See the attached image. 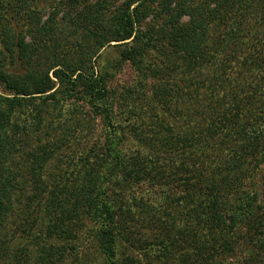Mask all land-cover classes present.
I'll list each match as a JSON object with an SVG mask.
<instances>
[{"label":"trees","instance_id":"trees-1","mask_svg":"<svg viewBox=\"0 0 264 264\" xmlns=\"http://www.w3.org/2000/svg\"><path fill=\"white\" fill-rule=\"evenodd\" d=\"M66 1L0 0V264H264V0Z\"/></svg>","mask_w":264,"mask_h":264},{"label":"rangeland","instance_id":"rangeland-1","mask_svg":"<svg viewBox=\"0 0 264 264\" xmlns=\"http://www.w3.org/2000/svg\"><path fill=\"white\" fill-rule=\"evenodd\" d=\"M56 1H64L65 2L66 0H56ZM92 1H97V0H92ZM109 1H110L109 5H112V4L114 5V4H119L123 0H109ZM32 5H33V7L35 6V4H32ZM59 10L60 11L57 14V16H58L59 20H62V18L64 16H66L65 13L67 12L68 7H67V5L62 4V6H61V8H59ZM49 13H50V11H47V13H46L47 17L49 15ZM72 30L75 32L74 29H72ZM26 39L28 42H30L31 41L30 35L27 36ZM74 46H76V41H71L70 39L68 40L65 37L64 40L62 41V43L57 47V48H59L57 53L59 55L63 56L69 50L74 49L75 48ZM118 60H119L118 51H114V49H112V48H107L106 50L103 51L102 56L97 58L96 64H97V68H100L103 66L109 67V70H111L110 73L113 74L111 85L113 87L117 88L119 91L123 90L122 92L124 93V92H126L125 91L126 87L135 86L136 82L138 81V78H137L136 71L134 70L133 66L130 63L124 64L122 66V68H120V69H117V67L112 68L113 66H111V63L116 64V62H118ZM6 62L7 63L5 65V68L9 72L22 73L25 71L24 62L21 59H15L14 61L8 60ZM154 81H155L154 79L150 78V79H148L147 83H148V85H151L154 83ZM4 92L5 91H4L3 87L0 86V93H4ZM146 104H147V108H148L149 112L152 115H154L153 121L157 122L156 124H158V125L160 122H164L163 117H161L160 115H157L159 113H156L157 111L155 109H151V106H150L151 104L150 103H149L150 105H148V103H146ZM77 106H81L85 110V111L81 112L84 115V118H83V116H77V118L74 121V124L76 123V125H77L80 118H83V119L86 118V121L83 124L81 123L80 126H77L78 129L75 133V136L79 137L80 142H76L73 145L76 148L72 149V150H75V151L80 150L81 151L82 147H85V145L95 146V145H97V142L98 143L102 142L104 140L106 132L104 131L105 130V123H103L101 121L99 116L93 117V115L90 112L91 108L89 105L86 104V102L78 101ZM139 106H142V104ZM30 108H33V107H30ZM140 108H143V107H140ZM171 113H172L171 111H168L169 116H171ZM120 116L124 117L123 115H120ZM125 119H126V117H125ZM121 121H122V118H121ZM147 121L151 122L152 120L147 119ZM123 123L125 124V122H123ZM142 123H144V122H142ZM86 126H88L87 130L84 129V127H86ZM144 129L147 131L148 127L144 128ZM149 130H151V129H149ZM81 142H82V145H81ZM67 155H68V153H65V155L63 157L64 159H66V162L62 163L65 168H67L69 161H70V159L67 157ZM70 164H71V161H70ZM261 165L263 166L264 163ZM258 174H260L258 176L259 179L264 177V167L262 168L260 173L258 170ZM87 246H88V250L85 253L80 254V256H79L80 261L83 264H104L103 259L100 255L97 247L92 243V241H90L89 244H87ZM61 264H76V261L73 260L72 258H70V259H68L67 262H64Z\"/></svg>","mask_w":264,"mask_h":264}]
</instances>
